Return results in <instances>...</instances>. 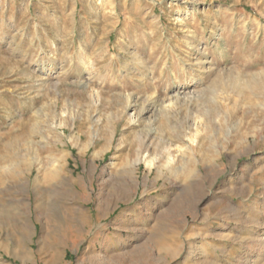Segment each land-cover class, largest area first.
Wrapping results in <instances>:
<instances>
[{
	"label": "rangeland",
	"instance_id": "obj_1",
	"mask_svg": "<svg viewBox=\"0 0 264 264\" xmlns=\"http://www.w3.org/2000/svg\"><path fill=\"white\" fill-rule=\"evenodd\" d=\"M263 73L264 0H0V264H264Z\"/></svg>",
	"mask_w": 264,
	"mask_h": 264
},
{
	"label": "bare ground",
	"instance_id": "obj_2",
	"mask_svg": "<svg viewBox=\"0 0 264 264\" xmlns=\"http://www.w3.org/2000/svg\"><path fill=\"white\" fill-rule=\"evenodd\" d=\"M264 74V73H263ZM263 74H262V76H263ZM228 210L231 212V213H235V212H237L234 208H231L230 206L228 207Z\"/></svg>",
	"mask_w": 264,
	"mask_h": 264
},
{
	"label": "crops",
	"instance_id": "obj_3",
	"mask_svg": "<svg viewBox=\"0 0 264 264\" xmlns=\"http://www.w3.org/2000/svg\"><path fill=\"white\" fill-rule=\"evenodd\" d=\"M228 206H230V205H228ZM225 208H226V209H225V212L228 213V212H227L228 207L225 206ZM237 212H238V213H236V214H239V211H237Z\"/></svg>",
	"mask_w": 264,
	"mask_h": 264
}]
</instances>
